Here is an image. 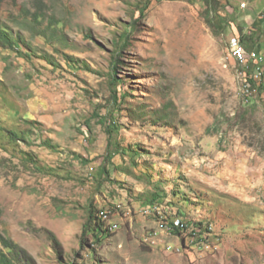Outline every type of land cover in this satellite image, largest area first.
I'll use <instances>...</instances> for the list:
<instances>
[{"label": "rangeland", "instance_id": "1", "mask_svg": "<svg viewBox=\"0 0 264 264\" xmlns=\"http://www.w3.org/2000/svg\"><path fill=\"white\" fill-rule=\"evenodd\" d=\"M220 3L235 21L216 34L203 0H0L20 44L0 46L9 264H264V104L243 94L229 55L264 0ZM100 116L119 127L110 160ZM90 208L109 231L101 241L84 236ZM174 217L209 227L205 245L168 233Z\"/></svg>", "mask_w": 264, "mask_h": 264}, {"label": "trees", "instance_id": "2", "mask_svg": "<svg viewBox=\"0 0 264 264\" xmlns=\"http://www.w3.org/2000/svg\"><path fill=\"white\" fill-rule=\"evenodd\" d=\"M203 2L206 4L205 9V20L209 27L212 29V31L216 34L218 33H225L227 32L228 26L230 22L235 21L234 16L231 14H226L225 16H222L219 14V9L222 7L220 0H203ZM223 8V7H222ZM144 7L141 8V15H143ZM34 16L37 17L35 14ZM39 16V15H38ZM264 27V18L256 19L252 23L251 31L250 33H245L244 27L242 25H237V32L235 33L238 35V37L241 40V43L244 45L245 49L247 51L256 50L257 52H260L261 47L259 43L257 42L258 35L256 32L260 31ZM130 34H131V27L127 28L119 37V41L117 44V49L122 51L123 49H126L130 44ZM0 46L3 48L8 49H20V44L16 40H14L11 35L8 33V31L0 24ZM114 67H116L117 64V58L114 60ZM113 79H116V73H113ZM123 97V95H122ZM117 101V98H116ZM98 116V115H97ZM98 122L104 126V129L108 135V145H107V160H110L113 156H115L119 149L118 147L114 148L113 144V135L114 133L118 132V125L115 123V119L109 120L107 117L100 116L98 117ZM15 135V133H12ZM106 172V168L102 166L100 168L99 174L102 175ZM159 195H154L152 199L148 200V203L150 205H154L155 201L159 199ZM99 210L94 212L91 208L88 213V222L85 225V231L84 236L88 233H91L93 238L95 240L101 241L105 235L109 234V231L107 228L104 227V223L102 218L100 217ZM187 223H191L193 221L185 220ZM198 226H204V223H196ZM4 244H6V241L3 240ZM9 260L7 258V255L4 254L0 250V264H9Z\"/></svg>", "mask_w": 264, "mask_h": 264}, {"label": "built area", "instance_id": "3", "mask_svg": "<svg viewBox=\"0 0 264 264\" xmlns=\"http://www.w3.org/2000/svg\"><path fill=\"white\" fill-rule=\"evenodd\" d=\"M232 37H234V47H230L229 55L232 59L238 60V67H235L238 84L243 89V94L249 95V100L256 102L261 100L264 104V65L258 64L257 59L252 58V51L256 50L247 51L238 35ZM210 230L209 227L203 226L199 235L192 238L189 246L202 248V245H205V237L211 236Z\"/></svg>", "mask_w": 264, "mask_h": 264}, {"label": "bare ground", "instance_id": "4", "mask_svg": "<svg viewBox=\"0 0 264 264\" xmlns=\"http://www.w3.org/2000/svg\"><path fill=\"white\" fill-rule=\"evenodd\" d=\"M230 47H234V37H231L230 40ZM236 62H238L237 59H235ZM237 73V71H236ZM238 78V77H237ZM151 209H157V205H154L151 207ZM163 228L168 232V233H176V231H187L191 232L193 231V235L190 237H194L195 235H199V232L201 231V227L194 228V229H189L186 228L187 225L184 223V221L178 217L171 218L169 221L163 222Z\"/></svg>", "mask_w": 264, "mask_h": 264}, {"label": "crops", "instance_id": "5", "mask_svg": "<svg viewBox=\"0 0 264 264\" xmlns=\"http://www.w3.org/2000/svg\"><path fill=\"white\" fill-rule=\"evenodd\" d=\"M260 53V52H259Z\"/></svg>", "mask_w": 264, "mask_h": 264}]
</instances>
